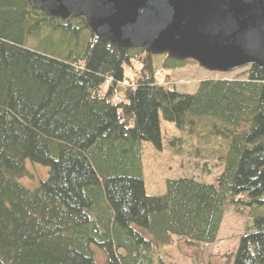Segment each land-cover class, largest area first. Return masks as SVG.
I'll return each mask as SVG.
<instances>
[{"label": "trees", "instance_id": "16d2710c", "mask_svg": "<svg viewBox=\"0 0 264 264\" xmlns=\"http://www.w3.org/2000/svg\"><path fill=\"white\" fill-rule=\"evenodd\" d=\"M45 31L70 54L26 46ZM158 57L0 0V264H264V68L164 56L161 86ZM161 117L226 139L215 183L170 178L147 194L140 147L163 150ZM28 160L48 168L35 189L20 182Z\"/></svg>", "mask_w": 264, "mask_h": 264}, {"label": "water", "instance_id": "95a60500", "mask_svg": "<svg viewBox=\"0 0 264 264\" xmlns=\"http://www.w3.org/2000/svg\"><path fill=\"white\" fill-rule=\"evenodd\" d=\"M51 18L83 19L121 49L229 73L264 68V0H29Z\"/></svg>", "mask_w": 264, "mask_h": 264}, {"label": "rangeland", "instance_id": "374dc122", "mask_svg": "<svg viewBox=\"0 0 264 264\" xmlns=\"http://www.w3.org/2000/svg\"><path fill=\"white\" fill-rule=\"evenodd\" d=\"M48 34L45 31L38 38L31 37L27 41L26 46L32 50H38L60 58H63L62 56L67 55V53L70 54L69 52L72 49L69 46L72 47L74 44H71L72 40L69 37L64 36L62 38L61 35L57 34L54 37V41H52L47 38ZM164 60V56L156 59L158 67L161 68ZM194 65L189 64L187 66ZM126 73L132 77L133 73L128 67L126 68ZM161 125L164 137L163 150H157L150 143H144L142 146L144 148L142 150V175L147 194L164 195L166 193V181L170 178L188 176L194 177L199 181L215 183L217 177L224 171V163L216 159V154L219 157L220 152L227 145V141L221 134L211 135L210 131L213 125L208 122L207 125L209 126L199 127L194 134L189 131L188 134H184L183 132L186 130L178 129L174 123L167 122L163 117H161ZM202 133H208V136L202 138ZM184 137L186 138L185 143H172L174 138ZM199 150L202 152H199ZM26 170L28 174L20 182L28 189H35L41 181L47 180L48 168L43 165L32 163L28 160L26 162ZM95 251L101 259L104 258L101 250L95 248Z\"/></svg>", "mask_w": 264, "mask_h": 264}, {"label": "bare ground", "instance_id": "6f19581e", "mask_svg": "<svg viewBox=\"0 0 264 264\" xmlns=\"http://www.w3.org/2000/svg\"><path fill=\"white\" fill-rule=\"evenodd\" d=\"M144 148L143 147H140V150H143ZM143 152V151H142Z\"/></svg>", "mask_w": 264, "mask_h": 264}]
</instances>
